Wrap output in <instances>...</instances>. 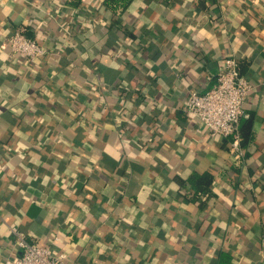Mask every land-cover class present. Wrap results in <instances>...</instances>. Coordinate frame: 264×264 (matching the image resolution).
Wrapping results in <instances>:
<instances>
[{
    "label": "crops",
    "instance_id": "obj_1",
    "mask_svg": "<svg viewBox=\"0 0 264 264\" xmlns=\"http://www.w3.org/2000/svg\"><path fill=\"white\" fill-rule=\"evenodd\" d=\"M229 57L243 159L183 111ZM10 227L67 264H264V0H0V264Z\"/></svg>",
    "mask_w": 264,
    "mask_h": 264
},
{
    "label": "built area",
    "instance_id": "obj_2",
    "mask_svg": "<svg viewBox=\"0 0 264 264\" xmlns=\"http://www.w3.org/2000/svg\"><path fill=\"white\" fill-rule=\"evenodd\" d=\"M7 45L14 55L25 61L38 62L45 59L50 51L29 37L25 29L18 30L7 39ZM253 87L242 74L236 57L223 61V68L217 76V83L207 93H190L183 111L194 117L212 136L229 141L230 147L241 159L244 158L242 146L241 119L244 104ZM14 236L12 256L5 264H67L68 255L56 252L50 246L31 242L17 227H10Z\"/></svg>",
    "mask_w": 264,
    "mask_h": 264
},
{
    "label": "trees",
    "instance_id": "obj_3",
    "mask_svg": "<svg viewBox=\"0 0 264 264\" xmlns=\"http://www.w3.org/2000/svg\"><path fill=\"white\" fill-rule=\"evenodd\" d=\"M76 1V0H75ZM134 2V0H104V5L114 13L121 15L129 8V6ZM76 3V2H75ZM242 134V130H241ZM243 135V134H242ZM242 142H243V136H242ZM190 182L196 186L201 192V190L206 191L209 185L212 183V180L209 178V176H202V177H193L190 179ZM201 189V190H200ZM100 264V263H98Z\"/></svg>",
    "mask_w": 264,
    "mask_h": 264
}]
</instances>
